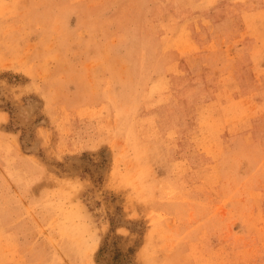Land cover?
I'll return each mask as SVG.
<instances>
[{
    "label": "rangeland",
    "instance_id": "obj_1",
    "mask_svg": "<svg viewBox=\"0 0 264 264\" xmlns=\"http://www.w3.org/2000/svg\"><path fill=\"white\" fill-rule=\"evenodd\" d=\"M0 264H264V0H0Z\"/></svg>",
    "mask_w": 264,
    "mask_h": 264
}]
</instances>
